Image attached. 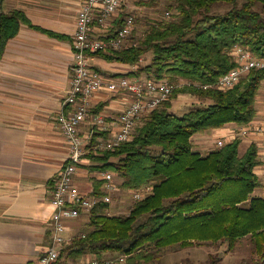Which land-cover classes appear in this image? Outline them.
Listing matches in <instances>:
<instances>
[{
	"label": "trees",
	"instance_id": "trees-1",
	"mask_svg": "<svg viewBox=\"0 0 264 264\" xmlns=\"http://www.w3.org/2000/svg\"><path fill=\"white\" fill-rule=\"evenodd\" d=\"M138 2L153 6L160 0ZM166 10L171 16L150 20L137 44L92 53L108 61L138 65L131 73L135 78L167 79L176 85L167 100L143 117L133 139L115 150L90 149L89 153L100 163L98 168L124 178L123 188L153 189L136 199L128 214L111 215L110 202L97 204L91 210V230L68 242L59 260L66 254L79 260L91 253L100 259L106 252L119 251L126 264H148L160 261L157 252L165 247L211 244L225 249L211 253L202 264H226L225 254L250 239L254 255L239 264H264V196L254 194L262 187L257 172L259 146L252 144L241 155L238 136L202 155L193 142L196 134L231 122L245 126L257 117L264 68H252L227 90L215 84L238 65L232 54L237 45L264 60V0H167ZM124 15L118 25L123 24ZM22 23L34 27L20 10L0 16V59ZM149 53L151 61L141 64ZM183 80L187 82L181 84ZM182 94L212 103L179 116L171 108ZM96 142L95 136L93 145ZM104 182L94 180V194L103 196Z\"/></svg>",
	"mask_w": 264,
	"mask_h": 264
},
{
	"label": "crops",
	"instance_id": "crops-1",
	"mask_svg": "<svg viewBox=\"0 0 264 264\" xmlns=\"http://www.w3.org/2000/svg\"><path fill=\"white\" fill-rule=\"evenodd\" d=\"M83 2L0 0V16L20 10L34 25L22 23L18 34L7 42L0 59V264H38L52 241L54 226L51 218L55 212L52 194L69 153L58 117L71 88L73 40ZM100 33L95 24L93 36ZM91 62L93 68L109 78L129 70L126 63L95 55ZM131 99L127 94L113 91L96 92L92 113H97L96 108L99 114L105 115L107 128L100 129L88 117L81 125V134L93 139L96 136V143L108 138L118 129V118ZM256 107L257 117L248 125L231 122L194 135V149L207 155L219 147V141L228 143L240 136L241 155L252 144L259 146L261 154L264 147V86L257 96ZM249 125L254 130L244 133ZM90 149L96 152L94 145L89 146L75 178L85 194H94V180H103L105 172L89 155ZM107 171L112 172L118 189L110 192L104 182L103 192L114 198L121 190L124 178ZM254 194L261 195V189L255 190ZM115 210L111 208L110 214L117 215ZM90 222L91 211L84 209L78 217L68 219L66 235L70 241L89 232ZM95 257L92 253L87 254L81 258V263ZM71 263L65 257L57 262Z\"/></svg>",
	"mask_w": 264,
	"mask_h": 264
},
{
	"label": "built area",
	"instance_id": "built-area-1",
	"mask_svg": "<svg viewBox=\"0 0 264 264\" xmlns=\"http://www.w3.org/2000/svg\"><path fill=\"white\" fill-rule=\"evenodd\" d=\"M127 0H84L77 19V32L74 36V62L72 64L71 88L64 99L63 110L58 120L64 134L69 153L59 177L55 181L52 202L55 212L52 215L54 226L52 241L41 256L38 264H57L62 250L70 242L66 235L67 223L70 218L78 217L80 210L91 211L100 202H111V194H85L76 184V174L83 163L89 146L93 145V138H86L81 134V125L91 117L93 123L100 129L107 128L106 116L102 113H92L93 96L100 90L127 94L131 101L120 114L119 127L108 138L94 144L97 150L114 149L134 137L137 127L143 117L149 115L163 101L173 93L176 85L167 79L153 78L138 79L131 73L138 69V65H129V70L118 76L109 78L99 70L93 68L92 53L97 50H123L137 44L134 37L136 19L133 14L123 16V24L118 25V18L124 12ZM95 24L101 31L93 36ZM114 33V36L112 35ZM233 56L238 65L225 74L215 86L222 90L233 88L246 76L252 68H264V60L259 59L249 48L237 45ZM209 87V85H205ZM254 130L250 125L244 133ZM93 137V136H92ZM225 144L219 141L221 147ZM261 165L257 168L262 182L264 196V147L260 154ZM106 188L112 192L118 189L112 172H103ZM152 186L134 191L137 200L143 199L152 191ZM109 192V193H110ZM84 235V234H83ZM109 262V261H108ZM85 264H100L98 257L88 260Z\"/></svg>",
	"mask_w": 264,
	"mask_h": 264
},
{
	"label": "rangeland",
	"instance_id": "rangeland-1",
	"mask_svg": "<svg viewBox=\"0 0 264 264\" xmlns=\"http://www.w3.org/2000/svg\"><path fill=\"white\" fill-rule=\"evenodd\" d=\"M138 1L139 0H127V4L124 5V12L127 14H133L136 19V33H134V37L137 42L144 36L150 20L152 21L156 19H162L164 17L169 18L171 16L170 12L166 10L167 0H160V2H158V5L153 6L140 5ZM152 56V53L146 55V57L142 59L141 64L150 62ZM186 82V80H183L181 84H184ZM210 103H212L211 100L202 102L201 99L196 95L193 96L192 94H182L177 99H175L171 111L176 115L183 116L194 108L204 107L209 105ZM100 151L102 150L96 149V152L100 153ZM130 191L129 189L122 187L121 190H119V193L114 196V198L112 196L110 205L111 208L116 209L113 212L117 215L128 214L130 212V208L133 207L136 199L134 197L133 190ZM262 191L263 190L261 189V192ZM224 249V247H218L211 244H202L200 246L195 245L186 248H182L179 245H174L165 247L163 250L157 252L158 255L161 256L160 261L155 259L148 264H202L210 259L211 253H217L218 251L223 252ZM254 252L255 246L253 242L248 239L245 240L242 245H240L236 250L230 253H226L224 262L226 264H239L242 261V258L250 257L254 255ZM64 257L69 258L70 262H72L71 264H82L81 262H83L81 258L79 260H74L71 257L67 256V254L62 258ZM100 259V264L102 261H109L108 263L110 264H126V257L122 255V253H119V251L106 252L104 257Z\"/></svg>",
	"mask_w": 264,
	"mask_h": 264
}]
</instances>
